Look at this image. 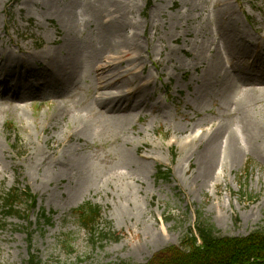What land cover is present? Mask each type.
I'll use <instances>...</instances> for the list:
<instances>
[{
	"label": "rangeland",
	"instance_id": "obj_1",
	"mask_svg": "<svg viewBox=\"0 0 264 264\" xmlns=\"http://www.w3.org/2000/svg\"><path fill=\"white\" fill-rule=\"evenodd\" d=\"M215 1L112 2L141 35L143 76H151L142 116L122 119L94 105V64L102 52L95 22H85L86 0H0V49L8 46L6 33L30 50L58 39L67 44L70 77L58 89L65 97L47 91L26 100L24 111L0 98V264H27L30 256L27 222L4 216L1 199L14 186H29L38 197L29 215L44 264H146L195 229L198 212L235 237L264 225V131L252 145L246 126V117L264 124V90L246 93L252 79L264 76V0H230L227 22ZM233 56L239 62L230 66ZM51 97L53 105L46 103ZM63 99L67 114L56 109ZM218 124L241 151L230 159L222 150L207 174L198 161L203 147L182 155V143L193 130ZM39 152L60 162L39 160ZM160 166L171 171L168 180L157 177ZM88 201L101 207L108 238L92 240L72 215ZM39 210L52 216L50 224L39 223Z\"/></svg>",
	"mask_w": 264,
	"mask_h": 264
},
{
	"label": "bare ground",
	"instance_id": "obj_2",
	"mask_svg": "<svg viewBox=\"0 0 264 264\" xmlns=\"http://www.w3.org/2000/svg\"><path fill=\"white\" fill-rule=\"evenodd\" d=\"M113 1L115 0H86L85 2L86 11L90 16L85 22L87 24L95 22L96 33H93L98 37L102 52V56L94 64L93 78L96 86L92 97L94 96V105L99 111L104 109L107 112H113L122 119H129L128 117L132 115L141 117L143 107L147 106L149 94L146 93V88L151 84V76H143L147 65L144 62V47L140 42L141 35L134 24L125 20L122 14L123 9L119 8V14L114 13L111 7ZM214 4L219 9L221 18L225 22L230 20V0H216ZM129 29H132V32ZM59 30L58 28V33ZM238 31L236 28H226L227 33H233L238 39L245 41L244 35ZM6 34L8 46L4 50L0 49V75L3 76V83H5L0 88L1 100L12 106L14 110L24 111L29 102L26 100L43 97L47 91L51 95L58 93L65 97L63 89H58L70 78L67 72L69 55L67 44L63 45L58 39H53L39 50H30L29 46H21L17 40L10 43V35ZM65 37V35L61 37V40H65L64 43L67 39ZM2 43L4 44L5 41L0 39V48H2ZM55 44H59V46H53ZM11 46H15L17 49L14 50ZM236 58L238 56H233L229 60L230 66L239 62ZM243 62L245 67H249L246 61ZM251 85L246 93L264 90V76L252 79ZM257 85L262 86L257 87ZM68 102L63 99L56 109L61 106L60 110L67 114L69 111ZM46 103L53 105L56 100L51 97L46 100ZM240 106V109L243 110L247 103L242 102ZM154 108L157 109L156 106ZM72 118V115L69 116V120ZM246 126L249 127L252 134V145H257V138L264 131V124L246 117ZM205 136L208 138L204 143L202 140ZM223 142L225 146L220 147ZM195 145H197L196 148ZM202 147L198 161L202 162L201 167L207 174L217 165L222 150L230 159L236 158L241 151V148L234 142L232 134L224 131L221 124L205 128L201 134L195 133L193 130L184 139L181 154L187 155L191 150L198 152ZM36 156L41 157L39 160L43 157L46 162L54 165L60 162L58 156L49 158L42 152ZM64 157L68 158L65 153Z\"/></svg>",
	"mask_w": 264,
	"mask_h": 264
},
{
	"label": "trees",
	"instance_id": "obj_3",
	"mask_svg": "<svg viewBox=\"0 0 264 264\" xmlns=\"http://www.w3.org/2000/svg\"><path fill=\"white\" fill-rule=\"evenodd\" d=\"M157 174L158 177L168 180L170 172L159 167ZM22 201L30 210L36 206L37 199L29 188L24 191L14 188L4 198V206L9 214L14 212L19 214L14 208ZM73 212L78 222L89 229L92 240L96 235L101 239L110 236L100 229L101 212L98 206L86 203ZM42 216L47 222L51 221L50 217L44 214ZM29 240L32 246V232L29 233ZM29 264H41V260L32 254ZM114 264L132 263L120 261ZM146 264H264V227L252 231L245 237L226 236L199 214L196 234L191 229L181 244L170 245L160 250Z\"/></svg>",
	"mask_w": 264,
	"mask_h": 264
}]
</instances>
